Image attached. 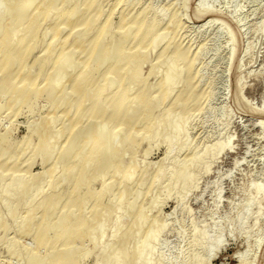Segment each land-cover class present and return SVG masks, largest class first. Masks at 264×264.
I'll use <instances>...</instances> for the list:
<instances>
[{"label":"bare ground","instance_id":"1","mask_svg":"<svg viewBox=\"0 0 264 264\" xmlns=\"http://www.w3.org/2000/svg\"><path fill=\"white\" fill-rule=\"evenodd\" d=\"M179 1L172 9V4L152 3L136 8L139 0H0V113L33 114L42 97L50 108L28 123L17 144H8L0 132V241L7 257L18 264H85L96 253L94 264L169 263L157 248L170 222L158 223L156 213L150 218L146 198L150 195L152 208H159L171 194L177 208L191 215L184 200L211 163L231 148L222 131L202 147L189 139L187 123L205 110L211 88L201 87L205 43L193 52L175 37L188 2ZM207 2L200 0L198 14L214 11ZM229 49L231 59L234 48ZM145 64H150L146 72ZM179 110L183 114L176 116ZM225 116L216 121L221 129L229 124ZM143 142L148 147L142 148ZM156 142L165 152L151 170L136 159ZM184 150L190 153L181 159ZM37 159L43 168L35 173ZM135 176L144 188L125 199L141 187ZM250 187L231 227L226 225L248 237L264 209L263 186ZM133 208L136 214L124 217ZM197 221L190 224L189 239L184 224L176 226L178 241L189 250L178 242L174 264H209L222 248L219 222L215 233ZM22 234L31 244L19 243ZM255 241L259 245L262 237ZM201 249L204 256L197 255ZM236 264H247L245 257Z\"/></svg>","mask_w":264,"mask_h":264},{"label":"rangeland","instance_id":"2","mask_svg":"<svg viewBox=\"0 0 264 264\" xmlns=\"http://www.w3.org/2000/svg\"><path fill=\"white\" fill-rule=\"evenodd\" d=\"M139 1L136 8L150 3L161 8H166L172 4V9H178L181 5L179 0ZM206 1L214 11L200 15L197 12L200 0H188L183 9L185 13L182 10L180 12L181 28L175 34L176 39L182 46L189 47L193 52L202 43H205V51L202 54L201 61H199V67L203 75L201 87L206 88V86H209L211 88V96L205 105V110L199 112L187 123L188 136L194 144L202 147L211 144L222 131L223 136L230 137L231 148L225 149L216 158L215 162L211 163L210 171L199 178L198 186L191 190L184 200V206L188 207L187 209L191 215H184L177 208L176 199L171 194L164 198L159 208H152L150 204L152 197L149 195L145 200V206L148 207L145 208L150 218L155 216V213L157 214L158 223L163 218H167L170 222L168 223L169 226L167 225L168 233L165 232L161 235L164 242L161 243L160 240V247L157 248L158 251L160 249V252L164 251L169 260L168 264H174L172 258L175 252L178 251L177 248H180V245H178L180 239L175 234V228H177L179 222H182L184 217L189 218L186 220L184 218V223L182 222L186 232L190 230V224L195 220L200 221L205 226H210L209 228L213 229L214 232L218 226L215 225L218 222L224 228V234L222 233L224 237L223 246L211 258L209 264H236L240 256L245 257L247 264H264V209L258 221V226H256L257 228L251 232L249 237L247 232L240 234L235 229L232 232L235 234L233 236L231 231L228 230L231 227L229 225L230 221L235 219L234 217L237 216L241 204L244 203L248 197L247 195L251 194L252 190L249 191L250 194L248 193V190L252 189L250 186L261 184L264 188V0ZM108 2H113V0H108ZM130 9L128 8V10ZM172 9L170 8V11ZM9 16L15 18L16 12H10ZM210 18L211 21H208ZM230 35L234 37L233 41L229 40ZM229 48H234V55L231 59L229 52L232 49ZM156 50L153 51V56L157 52ZM75 59H77V56H75ZM72 66L73 64H70L69 69L67 68L68 72L72 71ZM149 67L150 64H145L143 70L146 72ZM164 68L165 65L159 69L163 71ZM151 79L154 80L155 76ZM65 81L66 79L59 84L63 86L62 83H65ZM208 81L209 83H207ZM38 105L33 114L22 111L11 116L1 111L0 132L7 134L8 144H17L27 134L28 123L37 122L50 112L47 98L42 97ZM226 110H228L229 124L225 129H221L216 121L217 119L222 120V117L223 119L226 118ZM222 113L224 116H222ZM177 114L182 115L183 113L179 110L178 113L176 112V116ZM93 126L94 124L91 128ZM144 147H148L146 142L142 143V148ZM164 152V144L156 142L151 147L149 146L147 153H140L136 160L141 166L148 164L151 170H155L162 160ZM189 153V150H184L180 153L179 158L184 159ZM42 168L43 164L40 163L39 159L32 165V171L35 173L40 172ZM134 182L140 184L139 177L135 176ZM98 185L99 181H96L95 186ZM141 187L135 188L136 192H134L135 189L130 190L129 193L132 191L133 195L127 193L125 199L130 196H137L140 191L142 192L144 185H141ZM217 187H219L218 190H216ZM218 191L220 192L219 196H217ZM137 192L139 193L137 194ZM217 199L219 200V203H216L218 205L215 204ZM138 202H140V199ZM260 205L264 208L263 202ZM135 208L127 210V212L123 210V214L126 212L124 217H133L137 211ZM252 219L251 217L248 220L249 223ZM200 222L199 224H201ZM226 225L229 227L227 228ZM189 232L186 233L187 239L190 238ZM214 232L211 231L215 234L216 232ZM2 234L3 231L0 229V237ZM15 235V232L11 231V236ZM260 237H262V241L259 245H256L255 240ZM18 239L23 246H28L32 242L31 237L25 234L19 236ZM180 242L179 244H181ZM162 244H166L163 249L161 248ZM187 245V243L185 245L184 243L181 244L188 251L189 247L186 248ZM197 255L204 256L205 251L201 249ZM7 256H9L7 248L0 241V264H18L17 260L15 262V259L12 260L11 257ZM97 257L96 253L91 254L85 259V264H94Z\"/></svg>","mask_w":264,"mask_h":264}]
</instances>
